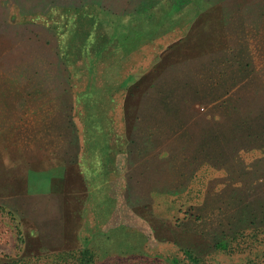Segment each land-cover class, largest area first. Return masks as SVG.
I'll use <instances>...</instances> for the list:
<instances>
[{
	"label": "rangeland",
	"instance_id": "rangeland-1",
	"mask_svg": "<svg viewBox=\"0 0 264 264\" xmlns=\"http://www.w3.org/2000/svg\"><path fill=\"white\" fill-rule=\"evenodd\" d=\"M138 1L0 0V262L264 264V0L156 1L96 55Z\"/></svg>",
	"mask_w": 264,
	"mask_h": 264
},
{
	"label": "trees",
	"instance_id": "trees-1",
	"mask_svg": "<svg viewBox=\"0 0 264 264\" xmlns=\"http://www.w3.org/2000/svg\"><path fill=\"white\" fill-rule=\"evenodd\" d=\"M156 1H162V0H142L141 2H137L136 4H142L141 7L139 9H137V13H139V19L137 24L132 27V24H128L126 26H118V24L121 22V18L120 16H118L117 14L115 15L113 12H111L110 15V20H107L106 23L111 24L112 26V30H110L111 33H107L106 35H96V39L94 42H91V44L94 43V51L96 53V55L101 54L104 49L108 46V44L112 43L113 41L119 43L121 46H126L128 44H130L131 42L133 43L134 41H136V39L144 38L146 36H149V32L151 30V21L148 19L147 21H143V19H145L146 17L143 16H147L148 12L146 10H148V4H153ZM169 1V0H168ZM167 4V1H163L161 4ZM194 3H196L195 5V14L194 16L198 15L200 13V11L204 10V6L206 9V6L208 4H214L215 1L214 0H194ZM199 4V7H198ZM172 25V24H171ZM89 26H94V21L90 20V25ZM91 30V27L89 29V31ZM149 31V32H148ZM75 36L74 37H78L80 35L79 31H75ZM82 34V33H81ZM87 37V35L83 38V41H85V38ZM84 44V43H83ZM83 44L80 46L82 47ZM97 45H101L100 47H98ZM129 49V48H128ZM234 56V55H232ZM62 60H65L66 64H68V61L66 59L67 56H65L64 54L61 53L60 55ZM243 66L241 68L245 69L246 67H248L250 65L249 61H244L243 62ZM87 72H91L89 70H87ZM91 74V73H89ZM133 76V74H129L128 77H126L122 83H125L126 80L130 77ZM98 227V224L96 225V223L93 225V227L91 229H93V233H96L95 231H97L98 229H96ZM90 238H87V240H89ZM86 241V239H85ZM226 245V242L223 241L220 243V246L223 247ZM94 254L95 252L90 248V246H87V244H84L82 247L77 248L75 250H68L67 252H64L63 255V260L62 262H58L56 257L60 256L59 253L57 254H39L37 256H35V261L34 262H28L27 260L21 258L18 260H13L8 258L9 260H3L0 262V264H47L49 262L50 259L51 263H58V264H93L94 263ZM43 259V260H42ZM45 260V261H44Z\"/></svg>",
	"mask_w": 264,
	"mask_h": 264
},
{
	"label": "crops",
	"instance_id": "crops-1",
	"mask_svg": "<svg viewBox=\"0 0 264 264\" xmlns=\"http://www.w3.org/2000/svg\"><path fill=\"white\" fill-rule=\"evenodd\" d=\"M31 174H33V173H31ZM35 177L37 176V172H36V174H33ZM28 185V184H27ZM26 186V185H25ZM29 187H31L30 189H26V190H21V191H19V192H25V191H27L26 193H29V192H35V190L34 189H32L33 187H36L35 185H31V184H29ZM37 191V190H36ZM5 205L6 206H8V207H10V208H13V209H17V210H19V211H17V212H19V213H23L24 211V206L22 205V206H19V205H14V204H9V203H5ZM29 209V208H28ZM56 233V232H55Z\"/></svg>",
	"mask_w": 264,
	"mask_h": 264
}]
</instances>
